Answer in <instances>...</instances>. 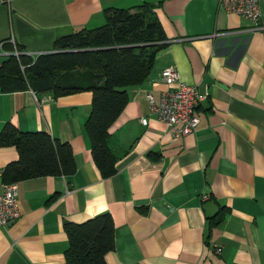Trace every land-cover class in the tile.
Returning a JSON list of instances; mask_svg holds the SVG:
<instances>
[{
    "label": "crops",
    "instance_id": "obj_1",
    "mask_svg": "<svg viewBox=\"0 0 264 264\" xmlns=\"http://www.w3.org/2000/svg\"><path fill=\"white\" fill-rule=\"evenodd\" d=\"M143 3L152 5L165 46L108 128L112 176H101L84 130L90 91H0V129L10 122L45 131L70 144L76 164L71 175L17 182L20 216L0 226V264H62L63 222L104 212L114 225L106 264H264V28L216 0H0V64L16 53L52 52L57 38L104 24L106 8ZM259 9L264 25V0ZM170 65L200 96L199 123L184 135L146 99H159ZM17 157L13 146L0 147V171ZM220 207L223 221L209 227Z\"/></svg>",
    "mask_w": 264,
    "mask_h": 264
},
{
    "label": "trees",
    "instance_id": "obj_2",
    "mask_svg": "<svg viewBox=\"0 0 264 264\" xmlns=\"http://www.w3.org/2000/svg\"><path fill=\"white\" fill-rule=\"evenodd\" d=\"M152 5L106 8L105 22L57 38L53 51L35 57L10 55L0 64V91L31 90L38 96H64L90 91L91 108L84 122L92 159L101 176L115 173L116 155L108 146L109 126L129 101V89L147 78L165 34ZM17 51H22L19 47ZM18 154L1 172V182H19L45 175L66 176L76 170L71 146L45 131H21L12 123L0 129V147ZM51 196L47 202L55 199ZM227 209L209 217V227L220 224ZM68 246L62 264H106L114 247V225L108 212L81 223L63 222Z\"/></svg>",
    "mask_w": 264,
    "mask_h": 264
},
{
    "label": "built area",
    "instance_id": "obj_3",
    "mask_svg": "<svg viewBox=\"0 0 264 264\" xmlns=\"http://www.w3.org/2000/svg\"><path fill=\"white\" fill-rule=\"evenodd\" d=\"M216 1L225 11L249 19L255 29L264 28V25L259 22V0ZM39 54L42 53H37V55ZM161 78L165 88L161 91L159 99L156 100L152 93L146 95L151 112L180 135L195 131L199 123L195 111L200 99L196 87L184 82L177 69L172 65L162 69ZM146 122L145 118H141L142 124H146ZM19 216L17 183L0 182V226L8 225ZM216 250L220 251L219 248Z\"/></svg>",
    "mask_w": 264,
    "mask_h": 264
}]
</instances>
